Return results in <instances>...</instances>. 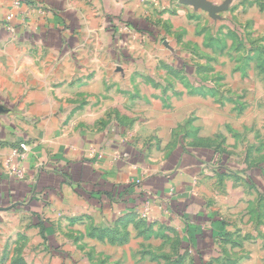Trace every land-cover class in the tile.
Returning <instances> with one entry per match:
<instances>
[{
	"label": "crops",
	"instance_id": "obj_1",
	"mask_svg": "<svg viewBox=\"0 0 264 264\" xmlns=\"http://www.w3.org/2000/svg\"><path fill=\"white\" fill-rule=\"evenodd\" d=\"M187 8L204 10L181 0H0V264H37L60 231L110 261L103 248L121 245L117 264L158 251L148 242L164 239L163 225L199 248L213 237L221 207L192 199L206 188L192 182L205 155L180 136L194 127V96L180 95L173 74L162 86L180 68L174 47L152 36ZM18 164L22 178L10 172ZM131 179L160 198L148 220L131 210Z\"/></svg>",
	"mask_w": 264,
	"mask_h": 264
},
{
	"label": "rangeland",
	"instance_id": "obj_2",
	"mask_svg": "<svg viewBox=\"0 0 264 264\" xmlns=\"http://www.w3.org/2000/svg\"><path fill=\"white\" fill-rule=\"evenodd\" d=\"M206 3L204 10L192 14L191 8L188 14L173 12V24L164 22L162 31L152 36L174 47L180 68L178 76L176 69L165 70L162 86H168L173 74L180 95L190 91L194 96L188 114L194 127H181L180 136H194L190 145L204 152L192 182L206 188L201 198L192 199L221 207L210 216L217 229L212 225L213 237L199 248L189 243L181 227L163 225L164 239L148 242L158 251L141 258L131 254L129 264H264V0ZM204 146L208 148L201 150ZM251 184L260 194L254 202L247 199L254 196ZM236 229L244 231L240 242L227 237V231ZM57 236L51 253H36L37 264H117L116 248L121 245L103 248L113 250L110 261L109 256L92 254L90 243H76L62 231ZM251 252L258 256L253 263Z\"/></svg>",
	"mask_w": 264,
	"mask_h": 264
},
{
	"label": "built area",
	"instance_id": "obj_3",
	"mask_svg": "<svg viewBox=\"0 0 264 264\" xmlns=\"http://www.w3.org/2000/svg\"><path fill=\"white\" fill-rule=\"evenodd\" d=\"M19 147L21 148V152H16L15 154L18 156L19 159H21L27 154L28 146L25 142H20ZM8 164H10V162ZM10 172L13 175L17 176L18 178H22L24 176L23 169L19 164L11 165ZM124 189L126 192L132 193L136 196L134 200L132 199L133 205L131 206V210L136 211L140 217L148 220L150 217L152 207L156 205V201H158V199L160 198H158L155 194L144 190V188L141 185L140 179H133V180L131 179L125 185Z\"/></svg>",
	"mask_w": 264,
	"mask_h": 264
},
{
	"label": "water",
	"instance_id": "obj_4",
	"mask_svg": "<svg viewBox=\"0 0 264 264\" xmlns=\"http://www.w3.org/2000/svg\"><path fill=\"white\" fill-rule=\"evenodd\" d=\"M184 3L192 4L196 7H206V2L204 0H181Z\"/></svg>",
	"mask_w": 264,
	"mask_h": 264
}]
</instances>
